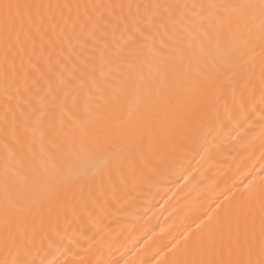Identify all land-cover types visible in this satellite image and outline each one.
I'll use <instances>...</instances> for the list:
<instances>
[{"label": "bare ground", "instance_id": "1", "mask_svg": "<svg viewBox=\"0 0 264 264\" xmlns=\"http://www.w3.org/2000/svg\"><path fill=\"white\" fill-rule=\"evenodd\" d=\"M3 3L30 7L9 25L0 10V264L258 260L261 0ZM89 17L103 39L70 46ZM141 137L163 142L155 168L101 192L103 149L134 153ZM54 189L64 211L24 219L18 206Z\"/></svg>", "mask_w": 264, "mask_h": 264}, {"label": "snow or ice", "instance_id": "2", "mask_svg": "<svg viewBox=\"0 0 264 264\" xmlns=\"http://www.w3.org/2000/svg\"><path fill=\"white\" fill-rule=\"evenodd\" d=\"M24 7L30 6L13 3L0 4V10H2L3 20L5 24H15L17 20L22 23L24 17L20 9ZM230 7L237 13H240L243 9L253 6L241 4L233 5ZM260 8L262 13V27H264V0H261ZM101 20H103V17H99L95 21H92V18L89 17L88 21L80 25L79 33L75 32L74 25L73 36L68 38L69 45H72L73 39L83 45H87L89 41H97L103 39V37L98 36L96 32V28L100 26ZM89 22L93 23L92 29H89L88 27ZM71 50L75 51V48L72 47ZM68 59L71 60V56H69ZM60 76L61 78H63V72L60 73ZM69 83L71 82L69 81ZM231 85L233 89H235L236 82L232 81ZM261 101L262 103H264V78H262L261 82ZM234 102H236L235 96ZM239 107L241 109V113L243 114V94H241L240 97ZM260 118L262 121H264V108H262L261 110ZM184 134V129H182L180 126H177L175 129V135L182 136ZM262 134H264V131H262ZM166 140L167 136L165 137V141ZM157 147L162 148L163 142H159L155 138H152L148 142V144L145 145L143 137H141L137 141L134 153L130 149L116 151H113L111 147L103 149V151H105L107 155L103 161V168L99 172L95 186L99 188L101 192H103L106 185L113 188L116 187L117 180H119L122 184L126 183L127 177L125 176V168H127L132 175H135L137 170H139L141 174L145 173L146 171L153 170L155 168L154 161L159 159ZM88 194H95L91 186L88 189ZM80 195H84L83 188H81L80 190ZM64 206V196L62 195V191L60 189H54L42 193L35 201L32 202L31 207H24L22 205L18 207L19 211L23 213L24 219L30 220L34 223L37 218H39V222L42 225L45 219H50L54 212L57 215L63 212ZM230 243H234L235 245L239 246V238H237L235 241H231ZM228 250L229 252H231V247H229ZM249 255H251V250H249ZM12 264H27V262L22 260H14L12 261ZM209 264H264V219H262L261 225L260 258L258 260H252L251 258H249L245 261H225L221 259L217 261H211L209 262Z\"/></svg>", "mask_w": 264, "mask_h": 264}]
</instances>
